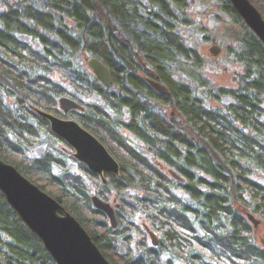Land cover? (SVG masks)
Instances as JSON below:
<instances>
[{
  "label": "trees",
  "instance_id": "16d2710c",
  "mask_svg": "<svg viewBox=\"0 0 264 264\" xmlns=\"http://www.w3.org/2000/svg\"><path fill=\"white\" fill-rule=\"evenodd\" d=\"M216 1L239 27L235 88L200 76L203 59L180 34L189 23L186 0H0V159L73 214L111 264H264L246 217L254 213L264 227V45L230 1ZM250 1L264 19V0ZM89 56L110 70L109 86L80 63ZM147 78L168 92L159 94ZM200 94L230 101L214 108ZM62 96L83 109L60 111ZM35 108L95 135L119 173L100 177L65 154L72 148ZM45 142L51 148L30 155ZM58 144L64 151L53 149ZM68 158L80 173L67 168ZM93 194L117 199L114 228L92 205ZM136 216L159 233L155 246L143 242ZM132 233L142 241L136 246ZM0 261L56 264L2 193Z\"/></svg>",
  "mask_w": 264,
  "mask_h": 264
},
{
  "label": "water",
  "instance_id": "95a60500",
  "mask_svg": "<svg viewBox=\"0 0 264 264\" xmlns=\"http://www.w3.org/2000/svg\"><path fill=\"white\" fill-rule=\"evenodd\" d=\"M228 1L264 45V19L260 10L250 0ZM208 51L211 55L217 56L221 48L213 44ZM85 61L96 79L103 85L109 86L112 82L110 70L102 61L91 56L86 57ZM147 81L159 94L168 92L165 85L155 79L147 78ZM58 105L63 112L83 109L79 103L68 96L60 97ZM34 111L48 121L54 135L60 137L68 147L72 148V156L79 163H83L100 177L104 172L119 173L118 162L113 155L111 156L106 146L74 119H63L38 108ZM167 172L172 178L182 180L181 176L172 169H168ZM0 193L23 224L37 236L56 264H111L73 214L27 179L13 165L1 159ZM91 201L95 208L105 213L111 227L114 228L117 224L115 208L119 205L116 203L113 207L109 201L100 199L96 194L91 196ZM246 217L253 227L260 224V220L254 214L246 212ZM143 229L147 231L151 244L155 246L157 244L155 234L146 225H143ZM0 264L3 263L0 261Z\"/></svg>",
  "mask_w": 264,
  "mask_h": 264
},
{
  "label": "rangeland",
  "instance_id": "374dc122",
  "mask_svg": "<svg viewBox=\"0 0 264 264\" xmlns=\"http://www.w3.org/2000/svg\"><path fill=\"white\" fill-rule=\"evenodd\" d=\"M186 2L188 3V7L185 10V14L188 17L189 23L188 25L181 27L180 34L183 35L185 43L189 45L191 48L192 47L195 48L198 54L201 55L203 59V67L199 71L200 76H202V78L206 77V81L210 82L214 87L235 88V78L237 76L236 74L241 71L242 66L241 64H239V62L235 61V58L231 52L236 47L235 32L238 30L239 27L235 22L232 21L230 15L227 12L221 10L220 3L216 0H208V1L186 0ZM213 44H217L221 48V51L217 54V56L211 55L208 51V49ZM80 63L84 66L86 70L87 69L89 70V67L87 66V63L83 57H81ZM176 77L178 76L172 75V78H176ZM200 95L204 99L205 105L214 108L216 107L221 108L223 103L230 101L227 98L224 99L222 103H218L217 101L215 102L210 98L204 97L202 94ZM82 99L84 102L95 101L103 105L102 101L96 98L95 96H90V97L83 96ZM7 102L8 104H11L10 99H7ZM263 106H264V102H263ZM159 108L165 115H170V114L172 116L174 115V113H171L172 111L166 108L165 105L159 106ZM59 110L62 111L60 108ZM120 132L121 134H124L127 137L129 143L132 144V146L134 145L139 152H141L142 154H146L147 157H149V159H152V155L147 151L144 143L139 142L138 139L133 134L129 133L125 129L121 128ZM42 138L43 140H45L44 137ZM48 148L51 147H47L46 142L43 145H37V147L32 150L30 155L37 157L44 150H48ZM53 149H55L56 152L64 151L63 147L60 144L55 145ZM64 152L69 156V154L71 155L72 153V149L70 152L66 150ZM66 165L67 168H69V170H71L72 172L80 173L76 163L71 159L68 158L66 160ZM253 177L258 179L259 181L263 180L262 176L253 175ZM87 182L89 183V187L92 188L90 181L87 180ZM109 202L114 207V205L117 203V199L112 198ZM254 216L260 220V218L255 214ZM131 220L134 221L136 225L138 224L140 229L143 230L144 233V238H142L144 239L143 242H145L147 245H152L149 234L147 233V231H145V229H143L142 225L147 226V224L143 222V219L140 216H136L134 219ZM252 229H253L252 234H253L254 242L257 245L264 248L263 223L260 221V224L256 227H253L252 225ZM150 230L155 234V237L158 242L160 237L159 233H156L151 228ZM132 240H133L132 245L136 246L141 240L140 235L138 233H132ZM119 250L120 251L123 250L121 244L119 246Z\"/></svg>",
  "mask_w": 264,
  "mask_h": 264
},
{
  "label": "flooded vegetation",
  "instance_id": "af4514ba",
  "mask_svg": "<svg viewBox=\"0 0 264 264\" xmlns=\"http://www.w3.org/2000/svg\"><path fill=\"white\" fill-rule=\"evenodd\" d=\"M72 110H75V109H72Z\"/></svg>",
  "mask_w": 264,
  "mask_h": 264
}]
</instances>
